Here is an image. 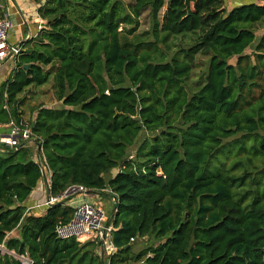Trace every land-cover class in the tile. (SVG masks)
Wrapping results in <instances>:
<instances>
[{
  "label": "trees",
  "instance_id": "1",
  "mask_svg": "<svg viewBox=\"0 0 264 264\" xmlns=\"http://www.w3.org/2000/svg\"><path fill=\"white\" fill-rule=\"evenodd\" d=\"M37 13L42 28L0 90V124L22 121L20 95L52 83L59 107L28 122L49 194H113L108 264H264V4L46 0ZM198 56L208 65L192 92ZM33 156L0 146V245L31 264H107L98 241L56 237L73 216L65 201L26 213L42 178Z\"/></svg>",
  "mask_w": 264,
  "mask_h": 264
},
{
  "label": "built area",
  "instance_id": "2",
  "mask_svg": "<svg viewBox=\"0 0 264 264\" xmlns=\"http://www.w3.org/2000/svg\"><path fill=\"white\" fill-rule=\"evenodd\" d=\"M12 27L13 25L6 12V14L0 18V64L5 61L12 60L15 66L17 57L21 54L23 47L21 44H15L9 41V32ZM41 28L42 24L38 25L37 31L39 32ZM2 128L6 129V132L3 135H0V146L14 151H17L25 146L32 147L34 149L33 159L39 165L42 178L44 179L43 191L45 192L47 198L27 209L26 213L30 210H38L41 211V213H44L45 210L54 204L65 201L74 212L69 222L65 224L58 223L55 228L56 237L60 240L74 239L79 243L83 240L93 238L95 242L98 241L100 243V248L103 249L107 247L110 254H114L116 249L111 243L110 236L112 226L109 224V220L107 221V216L105 215L100 203L95 200L93 201L87 199L74 200V198L78 196L86 197L91 193L98 194L108 190L91 192L83 186L73 185L69 186L59 196H50V172L44 159L40 157L41 147L38 145V140H40V138L33 135L31 127L27 122L20 121L17 123L14 120H10L8 124H0V129ZM131 158L132 156H129V159ZM120 168L121 167H119V170ZM108 192L112 196V201L115 204V197L110 191ZM114 212L115 209L111 215H113ZM7 253L8 251L4 248V246L0 245V254L3 255ZM20 262L21 264H31V261L26 256H22L20 258Z\"/></svg>",
  "mask_w": 264,
  "mask_h": 264
},
{
  "label": "crops",
  "instance_id": "3",
  "mask_svg": "<svg viewBox=\"0 0 264 264\" xmlns=\"http://www.w3.org/2000/svg\"><path fill=\"white\" fill-rule=\"evenodd\" d=\"M45 1L46 0H6V12L13 25L12 29L9 32L10 42L15 44H21L37 38V34H38L37 27L38 25L42 24V20L39 18L37 11L38 8L42 4H44ZM247 3L264 4V0H223L224 8L226 9V11H230L234 7L241 6ZM27 47H31V46L27 45L26 47H24L23 51H28ZM14 67L15 66L12 60H8L0 64V78H1L0 80H4L6 77H10ZM5 132L6 129L4 128L0 129V135H3ZM43 188H44V179L41 178L35 189L31 192L29 198L25 202L26 210L33 207L35 204L45 200L44 198L46 197V194L43 191ZM95 194L96 193L93 194L91 193L86 197L78 196L74 198V200L87 199V200L96 201ZM66 205L69 206L67 202ZM27 213L30 214L32 213L35 215L43 214L41 213V211L38 210H30ZM11 234H13L12 237H16L17 231L14 230L11 233H9V237H11L10 236ZM94 242L95 240L91 238L89 240H83L80 244H91ZM107 253H108L107 256L104 254V251H102L101 254H99V258L103 263L104 262L108 263L110 252L108 251ZM7 255L13 258H15L14 256H17L18 258L22 257L15 255L14 252H8ZM18 258L15 259L20 261V258L19 259Z\"/></svg>",
  "mask_w": 264,
  "mask_h": 264
},
{
  "label": "rangeland",
  "instance_id": "4",
  "mask_svg": "<svg viewBox=\"0 0 264 264\" xmlns=\"http://www.w3.org/2000/svg\"><path fill=\"white\" fill-rule=\"evenodd\" d=\"M125 3L130 2L131 0H123ZM165 11V7L160 11L159 13V19H161L162 14ZM142 27L141 29H146L148 28L149 24L147 23V20H144L143 18L141 19ZM168 60L172 57V53H168ZM167 60V61H168ZM208 65V60L204 56H198L196 57V61L194 63L190 80H189V87L190 91H195L197 86L202 82L206 68ZM1 79V78H0ZM9 77H6L4 80H0V90L3 87L4 83L7 82ZM198 89V88H197ZM21 96V97H20ZM19 97L22 98L23 104L21 107H19V114L20 118L22 119L23 122H30V117L32 116V111L35 110L36 107L38 106H45V107H59L58 103L55 101L53 97V92H52V83L49 82L46 85L42 87H36L35 89L30 88L24 91ZM0 105L5 106L4 101H0ZM34 117V116H33ZM134 149L131 150V154H133ZM114 171H111L108 175L105 176L106 180L111 179V177L114 174ZM264 188H260L259 192L262 193ZM109 191V190H108ZM102 192L96 194V201L100 203L105 215L107 216V221L110 219L111 213L114 210V202L112 201V196L109 194V192ZM45 197L44 199H46ZM14 233V232H13ZM16 234V233H15ZM14 234V236H15ZM11 237L13 234L10 235ZM9 237V234H8ZM150 243L147 241V239L144 240H138L134 244V251L137 252L138 250H142L144 247L149 245ZM101 251H104V254L107 256L108 251L107 247L105 248H100L96 247L94 254L98 257L99 254H101ZM12 254V253H10ZM14 256V255H12ZM16 259L18 258L17 256H14ZM20 258V257H19ZM18 258V259H19Z\"/></svg>",
  "mask_w": 264,
  "mask_h": 264
},
{
  "label": "water",
  "instance_id": "5",
  "mask_svg": "<svg viewBox=\"0 0 264 264\" xmlns=\"http://www.w3.org/2000/svg\"><path fill=\"white\" fill-rule=\"evenodd\" d=\"M24 68H28V65H24Z\"/></svg>",
  "mask_w": 264,
  "mask_h": 264
}]
</instances>
